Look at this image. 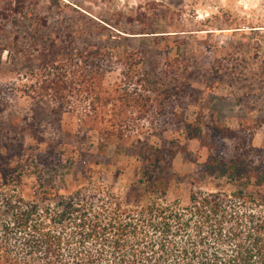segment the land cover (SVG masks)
Returning <instances> with one entry per match:
<instances>
[{
	"label": "rangeland",
	"instance_id": "1",
	"mask_svg": "<svg viewBox=\"0 0 264 264\" xmlns=\"http://www.w3.org/2000/svg\"><path fill=\"white\" fill-rule=\"evenodd\" d=\"M5 5L20 12L9 11L8 20L0 14V82L15 91L27 124L37 114L36 125H48L52 137L59 127L83 131L72 140L81 145H70L63 155L61 164L76 161L72 168L47 171L42 163L34 174L30 161L36 158L30 155L24 177L15 187L3 184L6 191L16 188L41 207L50 203L42 199L49 193L43 194L44 188L64 197L87 191L102 199L95 211L104 201L132 212L157 198L142 181L152 170L147 160L158 148L163 160L151 173L167 181V203L186 207L194 191L227 189L203 171L214 153L208 146L221 138L213 128L241 134V139L221 138L219 143L227 144L223 155L238 153L239 143L264 148V0H0ZM98 51L105 59L97 57ZM104 61L110 66L103 86L138 87L141 103L150 97L146 121L134 126L132 120L123 141L117 133L106 141L100 137L101 128L114 123L113 112L103 119L98 110L100 121L87 120L90 128L80 125L88 102L74 89L89 85L85 71ZM130 69L141 84L124 78ZM150 72L156 73V82L146 91ZM58 73L67 74L64 82L72 88L66 107L46 90ZM136 112L124 114L139 117ZM12 115L4 121H12ZM196 119L208 128L189 140L182 121ZM139 135L144 139L140 143ZM27 143L34 145L35 139L29 136Z\"/></svg>",
	"mask_w": 264,
	"mask_h": 264
},
{
	"label": "trees",
	"instance_id": "2",
	"mask_svg": "<svg viewBox=\"0 0 264 264\" xmlns=\"http://www.w3.org/2000/svg\"><path fill=\"white\" fill-rule=\"evenodd\" d=\"M0 8L2 20H8L9 11L20 12L9 5ZM3 50L0 44V65ZM97 57L105 59L101 54ZM108 62L92 63L84 73L89 85L74 89L88 102L80 125L90 128L87 120L100 121L98 110L103 111V119H109L105 113L113 112L114 123L102 127L100 137L106 141L117 133L115 137L123 141L128 138L132 120L134 126L146 121L144 114L150 112L151 105L147 104L150 97H144L146 102L141 103L138 87L103 86ZM130 72L123 75L131 80L128 83L141 84V77L131 69ZM147 75L151 78L150 81L145 78L143 89L152 91L157 75L154 72ZM66 76L58 73L46 87L55 93V100L63 107L68 105L72 89L64 82ZM163 84L159 87L164 88ZM127 109L137 110L140 116L125 117ZM24 111L18 106L15 91L0 82V264H264V148H248L239 143L235 146L238 153L223 155L221 151L227 144L219 143L221 138L241 139V134L226 127L213 128L221 138L217 144L208 146L214 153L207 158L203 171L224 183L227 189L216 193L194 191L186 207L167 203L163 198L167 181L151 173L163 160L158 148L154 157L146 155L150 157L147 161L152 170L145 173L142 181L144 189L157 198L140 209L130 212L103 201L95 211L96 203L102 199H95L90 192L64 197L59 191L46 188L43 194L49 193L42 199L50 203L41 207L38 202L26 201L16 188L6 191L3 184L15 187L20 183L30 155L36 158L30 161L34 174L42 163L46 170L72 168L75 160L61 164L63 155L70 145H81L80 140L78 143L72 140L80 139L83 131L59 127L52 137L48 125H36L37 114H31L32 120L27 124L22 117ZM30 111L35 113L33 109ZM8 113L15 117L9 122L4 121ZM183 124L189 140L205 135L208 128L199 119L195 123L183 120ZM29 136L35 139L34 145L27 143ZM142 139L141 135L137 137L139 143ZM55 158L56 162L52 160Z\"/></svg>",
	"mask_w": 264,
	"mask_h": 264
}]
</instances>
